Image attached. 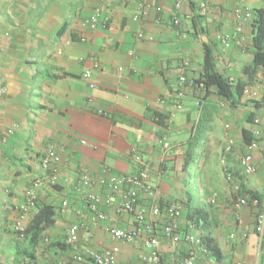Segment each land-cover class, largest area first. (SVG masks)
Returning a JSON list of instances; mask_svg holds the SVG:
<instances>
[{"label":"crops","instance_id":"1","mask_svg":"<svg viewBox=\"0 0 264 264\" xmlns=\"http://www.w3.org/2000/svg\"><path fill=\"white\" fill-rule=\"evenodd\" d=\"M176 1L0 0V264H53L68 259L75 249L49 248L45 239L65 242L66 229L72 223L82 225L78 252L115 244L105 232V224L131 227L134 218L118 214L106 203L101 205L107 215L105 222L94 221L92 211L79 217L77 209L86 193L99 194L103 200L111 197L98 183L78 192L81 170L98 179L104 169L137 173L142 162L148 161L158 199H176L183 185L174 147H187L192 126L201 118L209 123L204 173L221 213L214 235L223 251L222 264H264V240L255 231V209H235L221 163L229 139L235 140L237 149L227 155V161L233 173L242 175L241 130L253 127L247 120L253 111L264 125V108L255 110L253 103L264 101V74L257 72L238 107L221 104L216 94L205 95L189 85L182 87L183 108L172 107L179 76H200L203 42H209L223 75L235 80L244 77L243 69L251 65L254 52L250 22L244 26L240 45L226 48L216 37H238L234 10L243 5L254 10L264 1L186 0L180 9L175 8ZM202 1L209 6L207 37L193 23ZM143 6L148 7L145 17ZM96 9L109 19L107 26H84ZM173 18L180 19L178 26ZM140 32L145 38L138 37ZM92 55L99 67L89 59ZM185 59L189 64L182 67ZM87 70L92 71L91 78L84 76ZM197 100L201 101L199 108ZM165 142L171 148L166 149ZM48 147L61 152L59 185L58 189L40 187L36 200L57 206L56 223L46 230L43 246L30 261L31 245L19 237L14 226L26 203V190L43 174L40 158ZM173 164L176 169L171 168ZM255 164L254 174L242 175L244 186L264 195V136L255 152ZM112 197L115 203L120 199L119 193ZM65 199L70 206L62 211ZM35 213L36 208L26 212L24 226ZM162 247L165 264H174L166 243ZM121 248V264L136 258L132 246ZM199 264L217 262L206 253Z\"/></svg>","mask_w":264,"mask_h":264},{"label":"built area","instance_id":"2","mask_svg":"<svg viewBox=\"0 0 264 264\" xmlns=\"http://www.w3.org/2000/svg\"><path fill=\"white\" fill-rule=\"evenodd\" d=\"M143 1V0H142ZM186 0H177L175 8L180 9L183 2ZM147 6V5H145ZM142 7V16H147L148 7ZM158 11L160 7L156 8ZM253 9L248 5L239 6L234 10L236 21L235 30L238 37L233 38L230 34H218L217 41L223 47H230L233 44L240 45L243 40L244 26L253 18ZM199 13L206 17L203 25H209V6L206 1L199 4ZM136 19L139 16H135ZM109 22L107 17H104L100 9H96L93 13L84 20V26L97 27L101 25L106 27ZM173 24L178 26L180 24L179 18H173ZM140 39L145 38L144 33H138ZM150 40L153 37H149ZM94 66L99 67V62L92 55L89 58ZM189 61L185 59L181 62L182 67H186ZM122 70V68H120ZM86 78H91L92 71L87 70L84 74ZM199 78V77H198ZM198 78H189L185 74H181L178 78L177 92L172 101L175 110L183 108L182 97L184 92L182 87L185 85L197 86L204 91V83L197 82ZM91 87L95 84L91 83ZM213 91V88H211ZM248 92V89L245 91ZM164 103V100L161 101ZM224 103L221 100V104ZM196 106L201 107V101H196ZM262 115L264 116V110ZM226 127H229L226 125ZM254 135L256 137L264 136V125L261 118L254 120ZM235 140L229 139L225 153L221 159L225 178L229 186L231 194H235L233 205L235 209H241L245 206L252 205L257 209L255 215V231L258 234L260 241L263 240L264 235V202H260L255 198L249 200L247 197L239 193L241 185L235 175L231 172L228 165L227 155L233 153L235 147ZM166 149L171 148L168 142H165ZM175 154L183 152L182 147H174ZM259 149L257 142L246 145L245 152L241 155L239 165L243 175L249 176L257 171L255 164V152ZM62 161L61 152L55 147H48L41 155L40 163L43 169L42 176L35 178L29 188L26 190V203L21 207L20 219L15 224V230L20 233L21 237L25 230L22 222L26 212L31 208H36V191L44 185L53 186L59 183L58 169ZM98 183L106 188L111 197L103 200L101 195L95 193H86L82 197V206L77 209L79 217L84 218L89 211L93 212V220L97 222H105L107 220L106 213L101 209V205L106 203L114 206L115 210L120 215H131L134 218V224L131 227H121L113 224H105L104 230L114 241L115 244L105 246L101 249H87L84 252H78L77 244L81 240V223H72L66 229V244L70 245L74 250L73 254L65 260L54 262L53 264H121L120 255L122 252V245H130L136 249V258L129 260L126 264H165L164 251L162 243H166L169 248L172 261L174 264H199L202 255L208 253L206 246L201 238L194 233H184L180 227L181 210L176 201H171L167 204L164 213L161 212L156 187L151 182V164L148 161L142 162L141 168L134 174L113 173L104 169L98 179H93L85 170H81L79 182L76 187L78 192L83 189ZM119 193L120 199L115 203L113 194ZM70 206L68 199L61 203V210L65 211ZM165 218L164 223H157L159 219ZM157 221V222H156ZM234 233L231 237H234ZM49 239L46 238L45 242ZM184 245V252L182 246ZM236 264H242L237 262Z\"/></svg>","mask_w":264,"mask_h":264},{"label":"trees","instance_id":"3","mask_svg":"<svg viewBox=\"0 0 264 264\" xmlns=\"http://www.w3.org/2000/svg\"><path fill=\"white\" fill-rule=\"evenodd\" d=\"M264 1V0H263ZM254 15L250 21L252 27V46L254 49L253 52V60L251 65L246 66L243 69L244 77L239 79H231L223 75L217 67V62L215 58L214 51L211 47H209V42H203L204 44V60L202 65V71L200 73L197 82L202 81L204 83V91L205 95L211 93L216 94L221 100L228 103L232 107H238L243 98L246 95V89L249 87L256 78L257 72L261 71L264 74V4L253 10ZM206 17L200 13L193 17L194 25H200V32L204 36H208V25L205 26L203 23L205 22ZM197 87V86H194ZM198 88V87H197ZM213 88V91H211ZM177 90L175 91V93ZM165 103V100H164ZM255 110H259L264 108L263 100H255L253 101ZM173 107V104H172ZM161 119L163 118L159 114H157ZM169 117V116H168ZM168 117H166L168 119ZM258 118L255 117L254 111L248 116V122L252 124V128H242L241 130V142L243 153L245 152L246 145L257 142L259 144L262 137H256L254 135V120ZM261 118V117H260ZM166 119V120H167ZM165 120V121H166ZM161 122V121H159ZM209 123L201 118L199 121L195 122L191 129V136L188 139L187 147L183 148V152L181 154H176L179 158V175L180 181L183 185V191L180 196L176 199H162L159 198L158 203L161 209V212L164 213V210L167 207L169 202L176 201L181 210L180 217V227L181 231L184 233H191L193 230H198V235L204 245L207 248L208 253L213 256L217 262V264H222L223 262V251L219 245L217 237L214 235V231L217 229L218 224L221 223L219 217L221 213L218 212L217 209V201L213 202V194L209 191L208 181H202L201 187L203 189V194L205 199H201L200 204L195 206L194 201V193L190 188L191 182V169L195 160L198 158V149L201 146V138L204 135H207L208 132L207 127ZM182 147V146H180ZM237 149V144L235 143L234 151ZM233 151V152H234ZM242 153V154H243ZM207 156L203 159L198 158V169L202 170L204 173V167L206 166ZM175 163V162H174ZM172 169H176L174 166ZM152 168V167H151ZM165 168H168L166 166ZM152 170V169H151ZM232 172V171H231ZM242 172V171H241ZM233 173V172H232ZM235 177L240 180V191L239 193L249 200L259 199L260 202H264V195L259 191L248 190L244 186L243 181V173L242 175H238L237 173H233ZM59 183L53 185V188L58 189ZM236 197L235 194H232V198ZM253 207L252 205H249ZM255 209V208H254ZM255 215L257 214V209H255ZM57 216V206L53 204L47 203H38L36 200V213L31 218L30 222L25 226V230L23 232L24 239L27 240L29 245H31L30 261L34 259L36 253L35 251L41 246H43L44 233L50 227H52L56 223ZM158 221V222H157ZM157 223H164L165 218H161L157 220ZM16 233L20 236V233L16 231ZM193 233V232H192ZM47 247L51 248H63L72 249L70 245H67L65 242L62 243H50L45 242ZM264 241L262 242L263 246Z\"/></svg>","mask_w":264,"mask_h":264},{"label":"rangeland","instance_id":"4","mask_svg":"<svg viewBox=\"0 0 264 264\" xmlns=\"http://www.w3.org/2000/svg\"><path fill=\"white\" fill-rule=\"evenodd\" d=\"M218 124L221 125L220 120H218ZM219 125H217V126H219ZM206 139H207V135L202 136V138H201V146H199V149L197 151L198 155H199L198 158L200 159V157H201L202 161L205 158V154H204V151H205V147L204 146L205 145H204V143L206 144V142H207ZM197 159L195 160V162L193 164V167L191 169L192 175H191V182H190V188L192 189V191H193V193L195 195L194 201H193L195 206L201 205L200 204L201 199H205L204 198V194H203V189L201 187L202 181L205 180V175L202 173V170L198 169L199 167H198ZM192 232L194 234H199L198 230H193ZM263 240H264V235H263ZM263 245H264V243H263ZM30 248L31 247H29V249ZM263 249H264V246H263Z\"/></svg>","mask_w":264,"mask_h":264},{"label":"water","instance_id":"5","mask_svg":"<svg viewBox=\"0 0 264 264\" xmlns=\"http://www.w3.org/2000/svg\"><path fill=\"white\" fill-rule=\"evenodd\" d=\"M205 39H206V37H205Z\"/></svg>","mask_w":264,"mask_h":264}]
</instances>
